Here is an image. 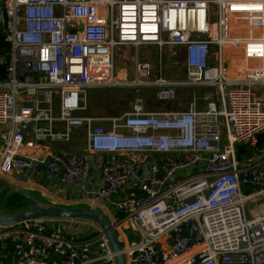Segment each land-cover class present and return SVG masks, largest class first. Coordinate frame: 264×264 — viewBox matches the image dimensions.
Returning a JSON list of instances; mask_svg holds the SVG:
<instances>
[{
  "label": "built area",
  "instance_id": "2783aa9c",
  "mask_svg": "<svg viewBox=\"0 0 264 264\" xmlns=\"http://www.w3.org/2000/svg\"><path fill=\"white\" fill-rule=\"evenodd\" d=\"M247 21L258 35L235 36L241 26L233 25ZM0 32L8 45L0 55V177L26 179L43 165L46 183L80 192L85 206L106 214L126 264H264V145L256 148L264 0H0ZM128 45L132 76L122 78L114 58ZM142 45L157 47L154 73L139 59ZM166 45L182 77L164 76ZM228 46H242L241 77L228 76ZM116 86L156 87L157 101L179 95L186 104L158 112L137 102L135 111L105 118L84 112L90 91ZM78 127L83 151L37 157L42 144L70 143ZM239 146L253 151L238 157ZM115 257L90 219L0 226V264H116Z\"/></svg>",
  "mask_w": 264,
  "mask_h": 264
},
{
  "label": "crops",
  "instance_id": "0c3cea01",
  "mask_svg": "<svg viewBox=\"0 0 264 264\" xmlns=\"http://www.w3.org/2000/svg\"><path fill=\"white\" fill-rule=\"evenodd\" d=\"M166 48H169L168 45H166L163 48V51H165L166 53V57L163 61V70H165V66L168 63H171V72H172V76H168L166 75V78H179L178 76V72H182L183 74V69L179 64H176L173 61H171L169 59V57H167V54H170L169 51L166 50ZM170 49V48H169ZM157 47L155 45H142L139 47L138 49V56L140 60H144L150 63V65L152 66V73L156 72V67H157ZM163 59V58H162ZM133 57H132V47L131 46H125V48L123 49V52L121 53V56H119V62L121 61H125L129 63V70L128 73H124L121 70H115L117 72V75L119 77L122 78H129L130 74L132 73V65H133ZM174 62V64H173ZM120 66V64L118 65V67ZM166 74V73H165ZM177 74V76H176ZM182 77V76H180ZM128 89V90H126ZM126 89H122L119 92H122L123 95L118 94L117 92H113V107H114V111L111 114H105V115H100V114H94L93 116L96 117H114V116H120L121 114L125 113V112H131V111H135L136 109L132 108V107H124V106H119L118 103L123 104L124 102L126 103V101L122 102V100L124 99L125 95H127L126 91H130V95L132 93H135L133 89L131 88H126ZM100 90V89H98ZM132 90V91H131ZM91 93V91H90ZM90 93H89V97H90ZM117 95V96H116ZM127 99V98H126ZM93 101V102H92ZM130 101V100H128ZM144 101L145 103H147L146 101H151L153 102V104L150 105H144L145 103L141 104V108L145 111H158V112H162V111H171V110H175L178 108L177 104H179L178 102L181 103V106L184 107L185 106V102L186 100L182 98V96L177 95L176 98L174 100L171 101H157L153 96H145L144 97ZM132 103H134V105L137 103V100L135 101V99L132 100ZM126 105V104H125ZM133 105V104H132ZM88 110L92 111V110H96V107L98 106L97 103L94 102V100H90V98H88ZM106 123V122H103ZM85 129L82 127H78L74 130V134H73V139L70 143L66 144L63 143L64 145H49V144H42L37 148V157L40 155L45 154V151L48 153H51L53 151H64V152H78V151H83L85 148ZM99 158L100 155H94V160L96 165L98 166L99 164ZM43 173H44V166L43 165H38L37 169L35 170V172L29 176L26 179H17L14 176L12 177H7L6 179L10 180V182H15V184H18L20 186L25 187L28 191L33 192V194L36 195L38 202H41L43 204H56V205H70V206H82V205H87L85 202V197L83 194H81L78 191L75 190H70L67 187L59 184L57 181H52V182H48L46 183L43 179ZM107 205V202H100L98 203L99 207H103L105 208V206Z\"/></svg>",
  "mask_w": 264,
  "mask_h": 264
},
{
  "label": "rangeland",
  "instance_id": "374dc122",
  "mask_svg": "<svg viewBox=\"0 0 264 264\" xmlns=\"http://www.w3.org/2000/svg\"><path fill=\"white\" fill-rule=\"evenodd\" d=\"M234 19V17L232 18ZM257 23H254L253 21H247V22H243L241 24H234L233 25V28L237 25L241 26V29L239 30H234L236 31L237 33L235 34V36H243V37H256L258 35V31H254V30H251V29H255V27H252V26H255ZM170 48V49H169ZM169 48H166L167 51H169L171 53L172 51V47L169 46ZM226 58L228 59L227 61V65H228V69H227V72H228V75L232 78H238V77H241L242 75V72H243V61H242V58H241V55H242V46H228L226 48ZM119 56L121 55H118L114 58V68L115 70H121L122 72L124 73H128V70H129V63L128 62H125V61H121L119 62ZM166 57V53L165 51H162V58H163V61ZM167 57H169V59L171 61H173V57L171 54H167ZM120 64V66L118 67V65ZM174 64V62H173ZM171 63H168L166 66H165V70H163V74L164 76L166 77V75L168 76H172V72H171ZM132 72V71H131ZM166 73V74H165ZM241 74V75H240ZM182 72H178V76H182ZM130 76H132V73L130 74ZM177 76V74H176ZM122 89H126V87H120V86H116V87H106V88H101L100 90H97V89H94L91 91L90 93V100H94L95 103L98 104V106L96 107V110H92V111H89L88 110V107H87V110L84 111L86 114H89V115H93L94 114H100V115H105V114H111L113 113L114 111V107H113V104H112V99H113V95L114 93L113 92H117V95L120 94V95H123L122 92H119L121 91ZM128 90V89H126ZM132 91V90H131ZM157 91V88L156 87H149V88H139L138 91L136 93H132L130 95V91H126L127 92V95H125L124 99L122 100V102L126 101V103L124 102L123 104L121 103H118L119 106H124V107H128L129 106V103L135 99V101L137 100V102H141V104L145 103L144 101V97L145 96H154L155 92ZM116 95V96H117ZM127 98V99H126ZM139 99L141 101H139ZM130 100V101H128ZM93 102V101H92ZM147 103H145L144 105H150V104H153V102L151 101H146ZM126 104V105H125ZM136 105V104H135ZM135 105H131L129 107H132V108H138V106H135ZM49 145H64L62 142H51V143H47ZM2 180H5L7 181V183L17 187L18 189H21L23 190L24 192H26L30 198V201H32L33 203L32 204H27L26 205V208L24 210H27V209H31V208H34L36 207L35 204H34V200H37V197L35 194H33V192H30L28 191L25 187L23 186H20L18 184H15V182H10V180L6 179L5 177H0ZM9 194V192L5 191V188H3L1 185H0V199L3 200V198H5L7 195ZM32 198V199H31ZM34 205V206H33ZM23 211V210H21ZM21 211H16L17 213L18 212H21ZM15 212V213H16Z\"/></svg>",
  "mask_w": 264,
  "mask_h": 264
},
{
  "label": "water",
  "instance_id": "95a60500",
  "mask_svg": "<svg viewBox=\"0 0 264 264\" xmlns=\"http://www.w3.org/2000/svg\"><path fill=\"white\" fill-rule=\"evenodd\" d=\"M81 27V26H80ZM191 38L194 40H204L205 36L203 34L192 33ZM4 64L0 65V70ZM24 129L27 130L28 127L24 126ZM152 165V159H149L142 167L138 173V178L142 179L145 177ZM12 188L18 190L22 194H28L21 189L9 184ZM32 199V198H31ZM34 204L36 207L23 210L21 212L12 214V215H3L0 214V226L7 227L16 223L18 221L29 219V218H40V217H60V218H86L90 219L98 224L101 231L106 236L110 247L113 252L116 253V264H126L124 254L122 251V246L117 237L116 233L113 230V226L110 223L106 214L99 208L96 207H87V206H70V205H56V204H43L34 199ZM192 262L196 263V258L192 259Z\"/></svg>",
  "mask_w": 264,
  "mask_h": 264
},
{
  "label": "trees",
  "instance_id": "16d2710c",
  "mask_svg": "<svg viewBox=\"0 0 264 264\" xmlns=\"http://www.w3.org/2000/svg\"><path fill=\"white\" fill-rule=\"evenodd\" d=\"M8 49L7 43L3 40V34L0 32V55H3ZM264 145V130L258 134L256 148H260ZM253 149L247 148L245 146H239L238 157L241 154L250 155ZM0 185L5 188V191L9 194L2 199H0V213L6 215L15 214L16 211H21L26 208L27 204H32L30 198L22 194L18 190L12 188L7 181L0 178ZM34 206V205H33ZM17 213V212H16Z\"/></svg>",
  "mask_w": 264,
  "mask_h": 264
},
{
  "label": "bare ground",
  "instance_id": "6f19581e",
  "mask_svg": "<svg viewBox=\"0 0 264 264\" xmlns=\"http://www.w3.org/2000/svg\"><path fill=\"white\" fill-rule=\"evenodd\" d=\"M241 75V74H240ZM229 76V75H228ZM230 77V76H229ZM232 78V77H231ZM134 105V103H132V101L129 103V106H131V105ZM82 206H85V205H82Z\"/></svg>",
  "mask_w": 264,
  "mask_h": 264
}]
</instances>
